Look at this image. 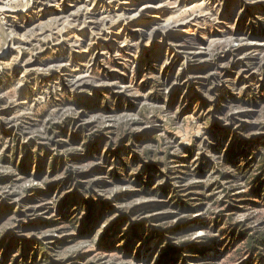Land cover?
I'll return each instance as SVG.
<instances>
[{"label": "rangeland", "instance_id": "rangeland-1", "mask_svg": "<svg viewBox=\"0 0 264 264\" xmlns=\"http://www.w3.org/2000/svg\"><path fill=\"white\" fill-rule=\"evenodd\" d=\"M200 2L48 0L37 14L33 0L13 12L19 39L4 46L0 34V264H236L241 249L240 264H264V72L245 63L264 67V51L245 56L264 49V5L224 0L197 29ZM186 39L228 50L209 60ZM45 89L49 103L21 117ZM106 93L117 102L97 106ZM201 112L203 135L184 143Z\"/></svg>", "mask_w": 264, "mask_h": 264}, {"label": "clouds", "instance_id": "clouds-1", "mask_svg": "<svg viewBox=\"0 0 264 264\" xmlns=\"http://www.w3.org/2000/svg\"><path fill=\"white\" fill-rule=\"evenodd\" d=\"M47 2H48V0H36V4L38 6L33 8V11L38 14L40 11V7H42ZM92 2L95 3V0H92ZM106 2H107V4L112 5L114 0H106ZM128 2H129V0H115V5L116 6H119L121 4L127 5ZM242 2L244 5H264V0H242ZM223 4H224V0H201V2L196 5L195 15L202 17V19L192 20V23L195 24L197 29H203V28H207L209 26H214L217 22V16L220 15L221 8H222ZM32 5H33V0H24V2H16V0H5V2L3 3V6L0 7V34H2V41L4 43V46H7L9 43H11V41L14 37L19 39V34L17 33V31L14 30L15 25H19L21 28L24 27L23 23L20 21L18 16L14 15L13 12L16 9H21V10L27 9ZM56 6L59 7V4H57ZM167 7L176 8V4H169V5H167ZM133 11H135V10L133 9ZM140 11H143V9H141ZM241 11H243V8H241ZM136 14L139 15V13H136ZM146 15H154V14L146 13ZM188 15H189V19H191V17H192V11L191 10H188ZM8 18H10V20ZM117 19H122V20H124L125 23H127V21L129 19H131V17L117 16V17H114L113 23ZM260 19H264V16H262ZM230 27H235V26L230 25ZM180 31H187V32H189L190 36H192V37H194L196 35L195 29H192V28L181 29ZM141 34H142V36L146 35V33H144L143 30H141ZM93 35L98 36L99 32L94 33ZM204 39H207V37L205 36ZM123 43L127 44V45H132V41H130L129 39H125L123 41ZM137 43H139V42H137ZM184 43L187 45H192L194 47H198L200 52H209L210 53L208 56L209 60H214L216 58L217 51H218L219 55L223 56L225 51L228 50L224 47H220L218 50H211L209 48L199 47V45L196 44V41L194 39H186L184 41ZM217 43H218L217 41H213V44H217ZM226 43L228 44V47L230 49H232V51H233V58L236 59L235 48L238 47V44H234L232 41H226ZM239 43H246V41L241 40V41H239ZM81 51H87V48L81 49ZM261 51H264V49L252 50L250 52H246L245 56L257 57L260 55ZM135 54H136L135 52L132 53V55H135ZM105 56H107L109 60H111L113 58V57L108 56L107 53H105ZM115 58L119 59V62L122 63L125 66V68H133L134 69L135 65L130 60L121 56V54L119 52L115 53ZM18 59H19L18 56L13 57L12 62H15ZM168 59L171 60V56H169ZM192 59L193 58L191 56L186 57L185 64H182L180 67L182 69L186 68L188 61L192 60ZM239 59H244V57H239ZM167 62L168 61L166 60L165 63H167ZM101 63H105V61H101ZM229 63H231V61H229ZM245 63L247 65V71H248L249 75L252 74L253 70H256L258 72H264V67H257V65L252 61L246 60ZM262 63H264V62H262ZM90 64H91V60H89V65H87L86 68H89ZM225 66L227 67V65H225ZM4 67H10V64L4 65ZM161 70H163V69H161ZM242 71H244V69H242ZM177 75H179V74H177ZM145 79H147V77H145ZM153 80H154L153 91L154 92H160L161 94H163L164 89L161 87H157V85L160 83V76L159 75L155 76L153 78ZM226 83H230V86H232V90L234 92L237 91L236 88L234 87L235 81L226 82ZM18 87H19V85H17V88ZM125 91H127L129 94L134 95V96L144 95L143 93H140L135 88H133L131 84H129L128 88L125 89ZM240 91H243V90L241 89ZM51 92L53 94H55L57 101H61L62 98L64 97V93L61 92L59 89L58 82H57V86L55 88L51 89ZM48 95H49V90L45 89L43 95H39L35 98V100L33 101V105L38 104L39 105L38 107H29L27 105V103L24 102L26 111L23 113H20V116L21 117H31L34 112H40L41 109H43L46 106V104L49 103ZM92 99H94V102L99 107H108V106H111L112 104H115L117 102L108 93L104 94L103 97H94ZM165 99L167 100V97H165ZM182 109H183V105H181V107L177 109V112H181ZM154 111H155V114L159 115V112L163 111V109L154 110ZM193 111L195 112V109H193ZM76 114L77 113L75 111H72V115L75 116ZM152 114L153 113H148L149 116ZM207 115H208V113L201 112L197 115H194L192 117L187 118L186 123L189 125V128H188L187 134L182 136V141L184 143H192L193 137H199V136L203 135V132L201 131V129L197 127V121L204 118ZM175 117H176L175 112L171 113L170 115H166L165 116V120H166L165 126L167 127L170 124L174 123ZM21 122L24 123L23 119L21 120ZM163 136H164V133L161 132V137H163ZM167 143L170 146H174L173 142L170 140L167 141ZM174 147H175V151L177 153H179V151H180L179 147L178 146H174ZM81 151H83V147L81 148ZM69 167H71V166H69ZM173 167H175V166H173ZM133 171H135V169H133ZM126 179H127V177H126ZM244 190H246V189H244ZM203 215H207V213H204ZM254 215H255V213L253 211L249 210V211H246L244 213V215L238 217V219L243 221V220H245L246 217H252ZM226 227H227V225H226ZM233 256L236 259V264H240V260L243 257L242 249L235 251L233 253Z\"/></svg>", "mask_w": 264, "mask_h": 264}, {"label": "trees", "instance_id": "trees-1", "mask_svg": "<svg viewBox=\"0 0 264 264\" xmlns=\"http://www.w3.org/2000/svg\"><path fill=\"white\" fill-rule=\"evenodd\" d=\"M263 241H264V236H262L259 242L262 243Z\"/></svg>", "mask_w": 264, "mask_h": 264}]
</instances>
